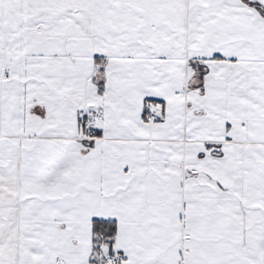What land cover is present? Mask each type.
Returning <instances> with one entry per match:
<instances>
[{
    "label": "snow or ice",
    "instance_id": "snow-or-ice-1",
    "mask_svg": "<svg viewBox=\"0 0 264 264\" xmlns=\"http://www.w3.org/2000/svg\"><path fill=\"white\" fill-rule=\"evenodd\" d=\"M0 264H264V0H0Z\"/></svg>",
    "mask_w": 264,
    "mask_h": 264
}]
</instances>
